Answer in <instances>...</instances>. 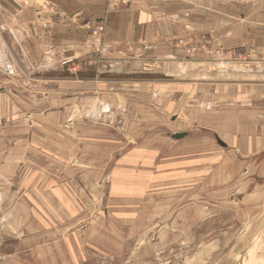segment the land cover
<instances>
[{"label": "rangeland", "instance_id": "obj_1", "mask_svg": "<svg viewBox=\"0 0 264 264\" xmlns=\"http://www.w3.org/2000/svg\"><path fill=\"white\" fill-rule=\"evenodd\" d=\"M231 1L228 0L225 6L235 5L242 8L241 13L264 17V0ZM17 2L23 9H32L44 16L41 25H53L57 13V9L56 12L51 10L53 3L47 0H38L36 5L27 0ZM126 4L127 0H111L110 7L120 8ZM10 17H13L10 11L0 4V264H84L85 257L92 258L90 247L80 244L88 235L86 233L82 240L77 233L65 230L63 243L42 246L45 240L51 241L54 237L37 231L43 230L48 222L52 223L43 213L46 208L42 202L38 204L32 193L37 191L39 171L50 162L46 161L52 154L50 146L56 151H66L65 144L58 145L52 132L63 134V130H67V117L59 108L65 106V110H69L71 105H77L91 109L96 103V99L90 97L54 99V94H50L52 98L49 99L46 80L61 77L92 78L94 82L134 78L137 82L173 80L195 83L192 91L186 88L185 92L189 93L183 102L178 103L174 96L148 97L138 95V91L128 99L106 96L104 102L111 106L114 116L112 124H106L108 116L104 123L111 126L109 132H119L123 140L136 146L154 144L159 147L163 142L174 145L173 132L196 131L198 137L193 144L197 145L202 156L205 155L201 182L190 180L173 185L175 223L149 226L148 233L140 241L119 244L116 256L107 257L109 253L104 251L97 261L86 264H183L186 256L192 262L195 260L194 264H242V257L247 256L254 245L261 244L264 248V85H252L264 84L263 20L258 18L257 23L243 20L234 25L226 22L227 27L220 29L221 33L216 36L221 45L205 41L211 43L207 52L192 53L203 54L200 61L187 68L186 64L182 65L181 73L170 78L159 71L127 76L119 64L102 62L96 64L95 71L85 69L87 65L83 64L68 72H52L51 68H46L43 34L35 42L30 39V59L33 61L30 64L27 41L21 48L13 35L16 29L30 38L29 30L25 24L8 25L6 22ZM242 28L243 33H238ZM110 91L114 93L118 89ZM228 95L237 100L220 104L229 99ZM223 119L230 121L228 129L238 131L235 136L241 135L242 130L250 133L251 143L250 147H245L246 154L227 151L224 140L230 144L233 140H221L218 134L219 139L214 138L212 125L222 137L232 135V132L219 129L224 127ZM116 135L113 139L120 142L122 139ZM43 147L44 150L48 148V153L42 154ZM256 148L260 151L254 150ZM61 153L60 157H65ZM212 163L216 166L212 167ZM230 174L228 181L234 178L233 184L237 187L234 193H230L231 198H225L214 186H218L216 180L222 181ZM198 185L201 188L206 185V188H194ZM184 212L192 215L194 220L199 215L203 224L199 228V221L190 224L189 216ZM59 217L65 221L70 218L65 214ZM95 218L98 220L99 217ZM162 228L171 231L172 239H168V234L159 235ZM95 232L96 237L103 238L108 230L97 228ZM216 240L220 243L216 244V249L197 263L206 245ZM156 244H162L161 248L154 247Z\"/></svg>", "mask_w": 264, "mask_h": 264}, {"label": "crops", "instance_id": "obj_2", "mask_svg": "<svg viewBox=\"0 0 264 264\" xmlns=\"http://www.w3.org/2000/svg\"><path fill=\"white\" fill-rule=\"evenodd\" d=\"M27 1L35 5L38 3V0ZM47 1L57 9L55 21L50 26L45 23L41 25L42 19L45 20L44 16L41 17L32 9H23L17 0H0V4L13 16L7 20L8 25L27 26L30 38L16 29V33L12 32L17 40L16 44L22 45L21 48H24L23 42L27 41L28 59L32 55L30 39L35 42L43 34L46 68H51L52 72H68L72 67L83 64L87 65L85 69L95 71L96 64L102 62L119 64L123 74L127 76L159 71L171 78L181 73L182 65L186 64L187 68L203 57V54H187L178 45L179 40L194 37L193 39L221 45L216 36L221 33L220 29L227 27L226 22L234 25L243 20L257 23L259 18L264 21V17H254L245 10V13H241L242 8L235 5L226 7L228 0H127L128 4L120 8L110 7L111 0ZM98 24H104L106 32L101 38L94 39L91 29ZM242 31L243 28L238 33L242 34ZM30 64H33L31 59ZM75 76L79 77L78 74ZM95 82L92 78H50L46 80V91L49 99L52 98L50 94H54V99L90 97L96 99V102L107 101L106 96H113L118 100L128 99L129 95L138 91V95L148 97L174 96L178 103L183 102L186 93H189L185 92L186 88L192 91L195 84L173 80L137 82L134 78L99 81L98 85ZM249 84L251 83L244 85ZM113 89L118 91L112 93L110 90ZM228 98L230 101L233 99L232 96ZM65 109V106H60L59 111L67 117V130H63V134L52 132L58 145L65 144L66 151H56L55 147L50 146L52 154L46 160L50 162L39 171L40 176L37 177L35 186L37 191H32L38 204L42 202L46 208L44 215L52 221L46 227L43 226V230H37L54 237L51 241L45 240L42 246L63 243L66 238L63 233L65 230L77 233L81 239L86 233L88 235L80 243L90 247L89 255L92 258L85 257L86 264L97 261L104 251L109 253L107 257L116 256L119 244L140 241L148 233L149 226L175 223L173 185L176 182L183 184L192 180L198 183L203 180L201 176L204 174L205 155L202 156L197 145L193 144L198 136L175 141L174 145L163 142L159 147L154 144H131L127 150L128 144L120 139V142L113 139L115 133L109 132L110 125L83 120V113L88 108L71 105L69 110ZM59 111L56 113L59 114ZM74 117L76 119L72 120ZM227 120L223 119L224 127H218L232 132V135L222 137L216 132L214 125H209L221 140H233L231 144L224 140L228 152L232 150L231 152L246 154L245 147H250L251 143L250 133L242 130L241 135L235 136L238 131L228 129L230 121ZM258 137L257 141H260ZM47 150L48 148L44 150L43 147L42 154L48 153ZM254 150L260 151L257 148ZM60 153L65 157L61 158ZM211 166L216 165L212 163ZM229 178L231 174L222 181L219 177L220 180H216L218 186H214L219 188L225 198H231L230 193H234L237 187V184H233L234 178L228 181ZM194 188L204 189L206 185ZM250 196L249 194L248 199ZM64 214L70 217L66 221L59 217ZM184 215L189 216L190 224L192 221H199L198 228L203 224L199 215L197 220L187 212ZM96 216L101 222L95 220ZM1 220L0 212V235ZM133 227L135 233L132 231ZM97 228L107 229L108 232L103 238H98L94 235ZM170 232L162 228L159 235L168 234V239H172ZM161 246L162 244L154 245L156 248Z\"/></svg>", "mask_w": 264, "mask_h": 264}, {"label": "water", "instance_id": "obj_3", "mask_svg": "<svg viewBox=\"0 0 264 264\" xmlns=\"http://www.w3.org/2000/svg\"><path fill=\"white\" fill-rule=\"evenodd\" d=\"M234 99H232L231 101L228 99H224L223 102H219L220 104H223L225 101H227V103L231 104V102H233ZM76 113V112H75ZM74 113V116H75ZM83 120L84 121H96V122H104L105 117L108 116V123L107 124H112V120H113V110L111 108V106L107 103L104 102L102 100H99L95 103L94 107L91 109H85L84 113H83ZM76 117L72 118V120H75ZM109 128V127H108ZM114 130V129H113ZM115 131V130H114ZM114 131H112L114 133ZM115 134H117L116 136H121L119 134V132H115ZM215 134V133H214ZM197 136L196 131H184V132H173V134L171 135V138L173 141H180V140H187L190 137H195ZM216 134L214 136V138H216ZM122 139V141L126 144L130 145L128 142H126V140H123L122 137H120ZM226 145H224L225 147ZM1 238V235H0Z\"/></svg>", "mask_w": 264, "mask_h": 264}, {"label": "built area", "instance_id": "obj_4", "mask_svg": "<svg viewBox=\"0 0 264 264\" xmlns=\"http://www.w3.org/2000/svg\"><path fill=\"white\" fill-rule=\"evenodd\" d=\"M55 9H56L55 6L51 7V10L54 11ZM105 32H106V27L104 24H98L96 27L91 29V35L94 39L101 38ZM193 38L194 37H188L178 41V45L184 48L187 54L191 55L192 53H196L197 51H201V50L207 52L209 48H211L210 42H205L200 40L197 41V39H193ZM229 54H232V52H230Z\"/></svg>", "mask_w": 264, "mask_h": 264}, {"label": "bare ground", "instance_id": "obj_5", "mask_svg": "<svg viewBox=\"0 0 264 264\" xmlns=\"http://www.w3.org/2000/svg\"><path fill=\"white\" fill-rule=\"evenodd\" d=\"M219 139V138H217ZM216 139V140H217ZM211 244L209 245H206V248L202 251V257H200V259H198L196 262L199 263L200 260H204L205 256L207 257L209 253L212 252V250H215L217 245L220 244L219 243V240H216V241H212L210 242ZM217 244V245H216ZM211 246V248H209V246ZM209 248V249H208ZM255 248H257L255 250ZM253 251V252H252ZM234 256V255H233ZM251 256V257H250ZM250 257V258H249ZM240 258V257H239ZM238 259V258H237ZM241 259V258H240ZM248 260L251 261L248 263ZM183 264H194L195 263V260L194 262H192L191 260H189V258L186 256L185 259L183 260L182 262ZM242 264H264V248L262 247V245L260 244H257V245H254L247 256L245 257H242Z\"/></svg>", "mask_w": 264, "mask_h": 264}]
</instances>
